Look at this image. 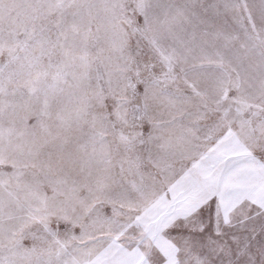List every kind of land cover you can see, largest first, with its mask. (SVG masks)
<instances>
[{"label":"snow or ice","instance_id":"snow-or-ice-1","mask_svg":"<svg viewBox=\"0 0 264 264\" xmlns=\"http://www.w3.org/2000/svg\"><path fill=\"white\" fill-rule=\"evenodd\" d=\"M0 264H264V0H0Z\"/></svg>","mask_w":264,"mask_h":264}]
</instances>
